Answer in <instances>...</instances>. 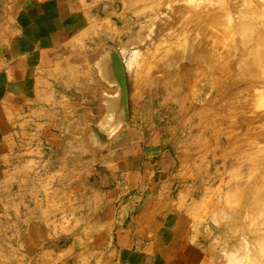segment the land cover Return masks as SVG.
<instances>
[{"label":"rangeland","instance_id":"rangeland-1","mask_svg":"<svg viewBox=\"0 0 264 264\" xmlns=\"http://www.w3.org/2000/svg\"><path fill=\"white\" fill-rule=\"evenodd\" d=\"M91 5L88 33L42 71L43 102L31 103L39 115L65 120L76 169L66 180H89L91 161L102 166L101 153L110 162L133 139L145 147L147 137L155 138L191 183L195 218L216 245L214 264H264V118L251 84L216 70L197 45L181 49L173 34L169 41L158 37V0ZM108 59L117 81L102 74ZM24 227L20 220L18 251L3 250L1 259L17 255L28 264L41 254L26 250Z\"/></svg>","mask_w":264,"mask_h":264},{"label":"crops","instance_id":"crops-1","mask_svg":"<svg viewBox=\"0 0 264 264\" xmlns=\"http://www.w3.org/2000/svg\"><path fill=\"white\" fill-rule=\"evenodd\" d=\"M94 1L0 0V252L18 251L22 220L26 250L41 251L28 264H214L191 183L155 138L110 162L101 153L90 179L71 184L64 118L31 105L43 102L42 71L88 33Z\"/></svg>","mask_w":264,"mask_h":264},{"label":"bare ground","instance_id":"bare-ground-1","mask_svg":"<svg viewBox=\"0 0 264 264\" xmlns=\"http://www.w3.org/2000/svg\"><path fill=\"white\" fill-rule=\"evenodd\" d=\"M158 2L153 7L161 20L158 37L169 41L173 34L181 49L197 45L198 51L213 58L216 70L239 75V83L249 82L252 97L262 104L258 114L264 118V0ZM123 55L127 63L128 55L125 51ZM116 68L114 60L108 59L102 74L117 81Z\"/></svg>","mask_w":264,"mask_h":264}]
</instances>
